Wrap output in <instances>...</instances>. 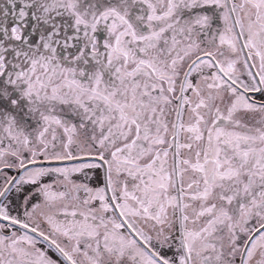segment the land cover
I'll use <instances>...</instances> for the list:
<instances>
[{
  "label": "snow or ice",
  "instance_id": "1",
  "mask_svg": "<svg viewBox=\"0 0 264 264\" xmlns=\"http://www.w3.org/2000/svg\"><path fill=\"white\" fill-rule=\"evenodd\" d=\"M0 264H264V0H0Z\"/></svg>",
  "mask_w": 264,
  "mask_h": 264
}]
</instances>
